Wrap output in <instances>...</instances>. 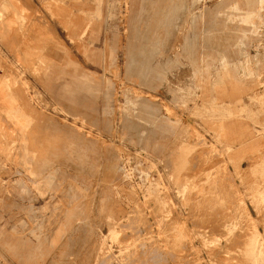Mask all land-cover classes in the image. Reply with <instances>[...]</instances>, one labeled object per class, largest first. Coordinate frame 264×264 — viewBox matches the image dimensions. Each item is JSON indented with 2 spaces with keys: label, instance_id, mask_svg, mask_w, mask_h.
Listing matches in <instances>:
<instances>
[{
  "label": "rangeland",
  "instance_id": "1",
  "mask_svg": "<svg viewBox=\"0 0 264 264\" xmlns=\"http://www.w3.org/2000/svg\"><path fill=\"white\" fill-rule=\"evenodd\" d=\"M134 2L0 0V264H264V0H186L154 85Z\"/></svg>",
  "mask_w": 264,
  "mask_h": 264
},
{
  "label": "crops",
  "instance_id": "2",
  "mask_svg": "<svg viewBox=\"0 0 264 264\" xmlns=\"http://www.w3.org/2000/svg\"><path fill=\"white\" fill-rule=\"evenodd\" d=\"M134 4H136V9L127 24L130 33L126 44L128 59L126 75L141 85H154L159 80L160 71L163 67V64L157 61L160 53L158 47L163 43L162 35L166 34L168 28L176 23V20L180 17V10L186 9V0H136ZM192 8L194 10L198 8L194 2ZM193 14L194 23L196 24L198 14L195 11H193ZM106 39L108 41V36H106ZM188 39L189 36L186 33L181 45L183 50H186L185 41H188ZM213 40L226 48L229 55H236L235 50L228 49V41L220 39V37H214L211 42ZM85 45L89 47L88 43H85ZM168 60L166 63H168ZM137 72H139L138 75ZM94 86L96 85L92 82L80 79H72L61 83L63 95L73 101H79L85 96H94L95 93H92V90L95 88ZM83 94L85 95L83 96ZM124 122L128 132L137 134L138 140L143 138V135H138V133L147 134L148 131H151L149 128L141 126L138 121L132 118H126ZM109 169L113 171L112 167H109ZM12 250L14 251V249ZM27 254L30 255L31 252H27Z\"/></svg>",
  "mask_w": 264,
  "mask_h": 264
},
{
  "label": "bare ground",
  "instance_id": "3",
  "mask_svg": "<svg viewBox=\"0 0 264 264\" xmlns=\"http://www.w3.org/2000/svg\"><path fill=\"white\" fill-rule=\"evenodd\" d=\"M51 29H52V28H51ZM144 47H145V45H144ZM136 56H137V55H136ZM139 56H140V54H139ZM129 58H130V57H129ZM137 58H138V56H137ZM137 58H136V59H137ZM142 59H143V58H142ZM132 60H133V59H132ZM133 64H134V63H133ZM134 65H135V64H134ZM134 65H133V66H134ZM138 70H139V68H138ZM133 72H134V70H133ZM138 73H139V72H137V75H138ZM133 74H134V73H133ZM147 76H148V75H147ZM145 83H147V82H145ZM237 187H238V186H237ZM19 251H20V250H19ZM140 252H141V251H140ZM166 253H167V252H166ZM141 254H142V253H141ZM154 254H155V253H154ZM139 255H140V254H139ZM142 255H143V254H142ZM171 255H172V254H171Z\"/></svg>",
  "mask_w": 264,
  "mask_h": 264
}]
</instances>
